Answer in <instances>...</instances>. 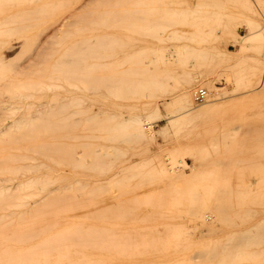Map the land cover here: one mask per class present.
Returning a JSON list of instances; mask_svg holds the SVG:
<instances>
[{
  "label": "bare ground",
  "instance_id": "1",
  "mask_svg": "<svg viewBox=\"0 0 264 264\" xmlns=\"http://www.w3.org/2000/svg\"><path fill=\"white\" fill-rule=\"evenodd\" d=\"M41 1L0 0V264H264V178L258 193L242 187L230 197L231 205L239 208L238 216H230L222 206L200 213L201 224L208 228L205 235L192 236L181 219L135 224L124 212L115 213L113 186L96 183L104 182L100 177L118 163L104 161L111 157L110 146L104 152L102 145L98 152L96 132L106 124L113 128L121 116L99 119L93 110L82 108V96L90 88L87 79L93 75L78 73L73 64L79 59L69 56L76 53L74 49L57 60L63 65L46 68L48 73L27 72L32 59L19 70L15 66V53L29 41L25 27L42 26L37 33L38 55L52 33H65L70 26L80 24L81 12L92 0H53L39 5ZM143 1L142 21L150 26L157 1ZM212 2L207 18L219 23L228 17L230 22L221 24L223 35L239 53L259 49L264 41V25L259 19L260 13L264 16V0ZM65 3L67 11L59 15ZM189 19L181 22L192 24ZM233 19L245 22L249 33L243 35L232 28ZM50 21L53 27L48 31L43 26ZM132 27L118 26L113 38L103 39V45L114 47L106 53L113 57L114 65L94 70L107 71L97 75L101 83L115 78V73H127L123 86L107 83V88L127 99L125 109H140L159 102L154 97L160 92L155 91L160 69L154 66L158 58L152 53L156 49L148 42L136 48L139 39L134 34L140 27ZM121 29L129 31L127 41L120 37ZM125 44L131 47L126 59L130 66L122 69L116 57L125 54ZM171 56L172 52L169 59ZM194 81L217 88L205 76H196ZM260 88L258 84L252 90L259 94ZM197 92L193 94L186 84L180 86L174 101L181 110L177 117H206L222 95L216 89L215 98L207 92L203 100H197ZM151 119L131 116L125 120L131 142L152 139ZM164 173L169 175L167 170ZM191 212L178 209L163 213ZM207 218L211 220L208 224Z\"/></svg>",
  "mask_w": 264,
  "mask_h": 264
},
{
  "label": "rangeland",
  "instance_id": "2",
  "mask_svg": "<svg viewBox=\"0 0 264 264\" xmlns=\"http://www.w3.org/2000/svg\"><path fill=\"white\" fill-rule=\"evenodd\" d=\"M51 1L42 0L39 5ZM156 1L150 26L142 21L143 0L88 1L81 12L80 24L70 26L65 33H52L38 55L37 33L42 26L25 27L29 41L15 53V66L19 70L26 60L32 59L27 72L48 73L46 68L63 65L57 60L63 58L66 51L74 49L76 53L69 56L79 59L73 64L79 69L78 73L93 75L87 79L90 88L82 96V108L93 110L99 119L121 116L120 122L115 120L113 128L106 124L96 132L97 151L102 145L104 152L110 146L111 157L104 161L118 163L100 177L104 182L96 183L113 186L111 202L117 205L115 213L124 212L135 224L144 220L154 223L159 218H171V222L181 219L189 234L200 236L208 234L207 226L201 224L198 217L200 213L216 211L222 206L230 216L236 217L239 208H234L230 199L236 190L249 187L252 194H256L263 186L264 41L259 49L240 54L231 39L223 35L221 24L230 22L228 17L219 23L217 19L207 18L206 11L212 0ZM66 11L65 3L58 14L64 15ZM189 17L192 24L181 22L182 18L187 20ZM259 19L264 25L261 13ZM51 21L43 28L51 31ZM231 25L243 35L250 31L240 19H233ZM110 26L140 27L134 34L139 39L136 48L148 42L156 49L152 56L158 58L154 66L160 69L155 90L160 92L154 97L159 101L157 104L125 109L123 104L127 99L118 91L109 90L107 83L123 86L128 80L123 75L127 73H115V78L102 80V83L98 79V74L107 71L94 70L96 67L114 65L113 57L106 54L114 47L102 44L106 36L113 38L117 32V27ZM119 32L127 41L129 31L121 29ZM130 50L131 47L125 44V54L122 52L116 57L119 59L117 65L122 69L130 66L126 61ZM170 52L172 59H169ZM196 76L210 78L217 88L195 84ZM183 84L193 94L199 88H205L212 99L216 89L222 95L206 117L184 120L177 117L181 110L174 103ZM258 84L261 85L259 94L252 90ZM131 116H151L154 124L152 139L141 144L129 140L125 120ZM163 127L168 130L164 132ZM118 153L120 157H116ZM178 209L193 213H163ZM208 219L206 224L211 221Z\"/></svg>",
  "mask_w": 264,
  "mask_h": 264
},
{
  "label": "built area",
  "instance_id": "3",
  "mask_svg": "<svg viewBox=\"0 0 264 264\" xmlns=\"http://www.w3.org/2000/svg\"><path fill=\"white\" fill-rule=\"evenodd\" d=\"M206 93H207L206 89H198V92L196 94V99L203 100L206 96Z\"/></svg>",
  "mask_w": 264,
  "mask_h": 264
}]
</instances>
